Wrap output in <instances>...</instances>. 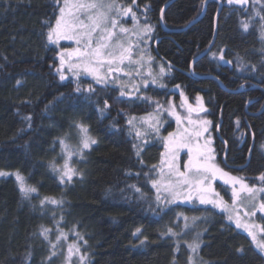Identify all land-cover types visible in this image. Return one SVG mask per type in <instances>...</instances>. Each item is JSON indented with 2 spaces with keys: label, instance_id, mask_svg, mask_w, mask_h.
<instances>
[{
  "label": "trees",
  "instance_id": "16d2710c",
  "mask_svg": "<svg viewBox=\"0 0 264 264\" xmlns=\"http://www.w3.org/2000/svg\"><path fill=\"white\" fill-rule=\"evenodd\" d=\"M118 1L147 10L151 52L168 72L164 87L134 94L123 90L126 95L120 96L121 88L77 78L68 70L69 77L61 81L58 48L46 37L64 0H0V171L8 173L0 176V264H65L62 255H51L59 232L69 239L72 232L83 237L84 264H172L174 256L177 264H188L184 241L191 242L198 232L203 264H264V254L250 237L217 209L157 202L151 180L165 151L163 138L174 123L146 143L128 124L135 116L178 108L180 96L173 89L179 87L191 105L201 98L216 164L248 181L264 173V91L250 90L264 89V0L243 5L211 0L203 19L185 31L207 0H176L163 13L172 33L160 24L162 10L172 0ZM215 34L212 50L193 71L216 77L225 90L216 80L187 75ZM74 121L85 124L97 143L84 150L83 159L72 158L71 167L81 175L62 184L50 164L62 162L59 138L69 134L68 144L79 143ZM16 173L36 188L29 198L20 193ZM215 186L230 202L229 188ZM45 197L60 203L42 206ZM184 217L197 218L191 233L161 235L169 227L180 233ZM44 228L50 229L48 240L41 235Z\"/></svg>",
  "mask_w": 264,
  "mask_h": 264
},
{
  "label": "snow or ice",
  "instance_id": "6c2138e0",
  "mask_svg": "<svg viewBox=\"0 0 264 264\" xmlns=\"http://www.w3.org/2000/svg\"><path fill=\"white\" fill-rule=\"evenodd\" d=\"M229 4H246L248 0H228ZM163 11V10H162ZM132 14L135 21V14L130 7L124 8L118 3V0H64L63 7L60 8V14L55 20V26L50 27L47 33V42L49 44H59L61 40L73 41L76 45L75 48H63L59 53L60 65L56 69L59 74L60 80L67 79L64 74V67L67 65L68 70L73 73L77 78L79 71L83 70L84 73L93 77L97 84L108 83V78L113 73H120L125 76H131L133 72L140 75V68L143 67V55L136 56L134 48H138L139 44L132 41L128 33L130 29L121 25L120 18ZM264 20V16L261 17ZM138 31L133 33L137 36V40H142L144 36L151 32L150 25L134 24ZM245 31L249 28L247 23L243 24ZM261 40H264V25H261ZM215 55V54H213ZM134 56L136 58H134ZM151 59V57H149ZM223 59V57H221ZM133 65L136 67L133 68ZM161 68V72H163ZM151 75V72H149ZM115 79V78H114ZM120 96L126 95L123 87L128 85L124 82ZM147 86V82H145ZM161 87H164L161 84ZM79 92L81 89L77 85L76 89ZM89 92L95 91L89 87ZM183 95V94H182ZM197 105L193 107L187 103L184 98V104L187 106V115L180 116L176 114L174 107L169 111L170 115L175 116L178 125V131L169 133L164 137L165 151L162 153L160 167L158 169L159 178L152 179V187L157 190L156 200L161 201L159 193L163 191L167 194L165 200L168 204L181 202H191L198 200L201 205H212L213 208H218L221 212L227 214V219L235 223L237 228H242L247 232L251 238L252 243L256 248L264 254V226L256 225L250 222H244L241 218V210L243 209L244 216H255L257 210L264 213V197L260 194L264 193V173L260 174L257 179L261 182L259 187L250 186L243 177L233 176L229 172L224 171L217 166L215 161L214 150L209 146L210 140H206L204 144H200L199 140L203 133L207 131L206 125L210 123L206 120L193 118V113L198 114L206 111L201 98L197 96ZM108 108L107 101L104 103V109ZM104 109H101L103 113ZM159 113H149L146 117H141V122L147 125V128L159 132L156 126L159 123L157 119ZM31 120V117H27ZM136 117L128 120L129 125H133ZM187 121V126H183L184 121ZM30 126V125H29ZM74 130L79 139V146L73 151L69 148L67 143L68 135L59 138V143L64 151L66 157L62 167H57L55 162L50 164L53 172L59 174L60 183L71 181L74 175H81L76 170L69 166V161L73 155H79L81 159L84 158V150L90 149L97 141L93 138L88 127L79 121L73 122ZM136 137H144L147 131L137 129L135 131ZM147 140H145V143ZM136 147V145H133ZM187 149L188 159L183 165V170L178 163L179 154L182 150ZM139 156V151H137ZM154 168L156 166H153ZM8 175L0 171V176ZM16 179L19 183L20 193L24 198H29L32 193L37 190L35 187L26 184L24 178L16 173ZM217 179L223 181L231 189V204L227 203L220 193L213 188V182ZM139 191V189H137ZM44 203L58 204L53 198L45 197L41 201ZM251 211H248V207ZM188 217H184V229H188L191 225L188 224ZM193 224L197 218H192ZM50 229H42L41 235L45 240H48V232ZM137 233L140 229L136 230ZM161 235L176 237L183 235V232L177 233L171 227ZM67 240V236L61 233L57 236L56 243L51 244L52 249H56L60 240ZM79 239H83L82 236ZM143 243V241H141ZM190 253L188 256V264H197L196 255L200 248V233H196L191 242L184 241ZM179 251V242H176L174 252ZM243 251V249H238ZM51 255H56L53 251ZM78 255L80 264H84L87 257L80 252L78 242L68 245L67 256L65 257L66 264H71L72 256ZM51 259V256L49 257ZM172 264H177L175 256L173 257Z\"/></svg>",
  "mask_w": 264,
  "mask_h": 264
},
{
  "label": "rangeland",
  "instance_id": "374dc122",
  "mask_svg": "<svg viewBox=\"0 0 264 264\" xmlns=\"http://www.w3.org/2000/svg\"><path fill=\"white\" fill-rule=\"evenodd\" d=\"M70 2H71V0H70ZM118 3L120 5H122L124 8H128V7H125L121 2L118 1ZM63 5H64V2H63V4H62L61 7H63ZM130 8L132 9V12L135 14V17H136L135 21L132 18V14H129L127 16H122L120 18V22H121V25L122 26H124V27H126V28H128V29L131 30L128 33V36H130L131 40L139 44V47L138 48H134V52H135L136 56L143 55V58L144 59L141 62L142 65H143V67L140 68V75H136L135 72H133L131 76H125V75L120 74V73H113L112 76H110L108 78V83L106 85H112V86H115V87H118V88H121L122 89V84L120 82H124L128 86L127 87H123V90H125L126 92H128L130 94H132V93L134 94V93H136V91L138 89L146 88V87H149V86H154V87L161 88V84L164 85V83H163V77L168 72L165 69V64L162 61H160L156 56H154L152 54V52H151V38H152L151 35H152V32H153V29H152V26L147 22V17H146L147 10L146 9H143V8H139L137 6V3H135L133 6H130ZM59 14H60V10H59ZM59 14H58V16H59ZM134 24H138L141 27L143 25L147 24V25H150L151 26V29L152 30H151V32L149 34H147L146 36H144L142 40H137V36L134 35L133 33H135L136 31H138V28L137 27H134ZM54 26H55V23H54L53 27ZM55 45L57 46L59 53H60V51L63 48H67V47L75 48L76 47V45H75V43L73 41H67V40H61L59 42V44H55ZM58 56H59V54H58ZM149 57H151V59H149ZM134 58H136V57L134 56ZM59 64H60V61H59ZM135 67L136 66L133 65V68H135ZM161 68H163V70H164L163 72H161ZM66 70H68L67 65H65V67H64V70H63L64 71V74H65ZM78 71H79V75L80 76L87 77V78H89V79H91V80H93L95 82V80L93 79V77L90 76V75H88V74H86V73H84L83 70H78ZM149 72H151V75H149ZM65 76L66 77H69V74L66 73ZM145 82H147V86H145ZM173 91L178 92L179 93L178 95L180 96L179 107L176 108V106L174 105L176 114H178V115H180L182 117L183 116H186L187 115V106L184 104V98L187 99V97L185 96V94L183 93V91L179 87H175L173 89ZM187 103L190 104V102H189L188 99H187ZM196 105L194 104L192 106L193 107H196ZM171 110H172V108H171ZM169 111H170V109L168 110V112L166 114L164 112L163 113H160V112H152V114L159 113V115L157 117V119L159 120V123L156 125L159 128V132H155L154 130L147 128V125L141 122V119L140 118L141 117H146V116H148V114L135 116L136 117V120L133 121V125H130V128L134 132L137 129H139L141 131H145L146 130L147 131V135L144 136V137H140V138H143L144 140H146L149 137H151L152 135H159V136H161V133L166 128H170L171 123L173 122L174 123V127L167 132V135L165 136V137H167L169 133H173V132H177L178 131V125L176 123V118H175V116L170 115L169 114ZM193 118L194 119L195 118H198L200 120H206V119H204V118L201 117V112L198 114V117H197V114L196 113H193ZM206 121H208V120H206ZM183 126H187V121L186 120L184 121ZM206 127H207V131L203 133V136L200 138L199 143L200 144H204L206 140H210V145L209 146L214 150L215 161H216L217 155H216L215 149H214V139H213L212 135L210 134L209 123L206 125ZM68 145H69V148L74 151L79 146V143L77 145H70V144H68ZM74 156H78V155H73L71 157V160H72V158ZM65 159H66V157L64 155V151L62 150V162H61V164H60L59 167H62V165L65 162ZM187 159H188L187 149H184L179 154V161H178V163H179V165L181 167V170H183V165H184V163H186ZM71 160L69 161V166L70 167H71ZM215 161H214V163L216 164ZM217 166H219V165H217ZM159 167L156 168V172L154 174V179H158L159 178V172H158ZM219 167L221 169H223L224 171L229 172L231 175H233L227 169H225V168H223L221 166H219ZM233 176H236V175H233ZM15 177H16V174H15ZM240 177H243V176H240ZM243 178L245 179V181L250 186L255 185V186L259 187L261 185V182L257 179V177L254 178L253 180H250V181L246 180L245 177H243ZM65 179H67V178H65ZM217 183H221L223 185H225V184L220 179H217V180H215L213 182V185H212L213 188L217 192H219L216 189V186H215ZM225 186H227L229 188L230 194H231L230 187L228 185H225ZM156 192H157V190H156ZM159 195L161 196V201H159V204L160 205H182V206H187V207H205V206H211L212 207V205H201L199 203V201L198 200H195V199L192 200L191 202H186V201L181 202V201H177L175 203L168 204L166 202V200H165V197L167 196V194L164 193L163 191H161L159 193ZM220 196L223 197L221 195V193H220ZM260 196L264 197V193L260 194ZM226 202L229 203V204H231V201L230 202L226 201ZM215 209H217L218 211H220L218 208H215ZM247 210L248 211H251L252 209L249 206ZM243 212H244V210L242 209L240 215H241V218H242V220L244 222H250V223H253V224H256V225H262V226H264V213H261L260 211L257 210L255 216L248 217V216H244ZM221 213H223V212H221ZM223 214L226 216V219H227V214L226 213H223ZM227 221L231 225H233L237 230H239L240 232H243V233L247 234V232H245L242 228H237L234 222L229 221L228 219H227ZM184 223H185V220L183 221L182 226H181V229H182L181 232H183V235H178L179 237L184 236L187 232H190L191 229L193 228V220H191V221L188 220V224L191 225V227L188 228V229H186V230L184 229ZM60 234H61V232H59L57 236H59ZM63 234L66 235L65 233H63ZM195 235H194V237H195ZM66 236H67V240L65 241V240L61 239L60 240V243L57 245L56 249H54V251L57 254L63 256V259L64 260H65V257L67 256V248H68V245L69 244H72L74 242H78V244L80 246V252H81V242H82V240L79 239L80 235L78 233H76V232H72L70 234V236L73 237L72 239H69V235H66ZM56 239H57V237L55 238V242L54 243H56ZM196 261H197V264H203L200 261L199 252L196 255ZM65 264H66V261H65ZM71 264H80L79 259H78V255H73L72 256Z\"/></svg>",
  "mask_w": 264,
  "mask_h": 264
},
{
  "label": "water",
  "instance_id": "95a60500",
  "mask_svg": "<svg viewBox=\"0 0 264 264\" xmlns=\"http://www.w3.org/2000/svg\"><path fill=\"white\" fill-rule=\"evenodd\" d=\"M175 1H176V0H172V1L168 2V3L164 6L163 11H162L161 16H160V24H161V27H162V29H163V31H164L165 33H172L173 30H169V29L165 26V24H164V22H163V13H164L165 9H166L167 7H169V6H170L172 3H174ZM210 1H211V0H207V1L204 3V8H203L202 14H201L197 19H195L194 21H192V22H191L186 28H184V29L181 30V31H185V30H187L188 28H190L191 26H193L194 24L198 23L199 21H201V20L203 19L204 15H205V13H206V10H207V4H208ZM218 1H219V0H218ZM219 3H220V7H219L218 13H217V15H216V24H217V18H218L219 14H220V12H221V10H222V4H221V2H219ZM215 37H216V34H215V36H214V39H213L211 45H210V46H209V47H208L203 53H201L200 55H198V56L192 61V63H191V69H190V73L187 74V75H189V76L191 75V76H193V77H197L198 79H202V80H205V79L216 80V81H218V82L220 83L222 89L225 90L226 88L223 86V84H222V83H221L216 77H214V76H201V75H197V74H195L194 71H193V66H194L199 60H201L202 58H204L205 56H207V55L209 54V52L212 50V47H213L214 42H215ZM159 42H160V40L157 41L156 45H157ZM252 89H260V90L264 91V89H262V88H260V87H258V86L251 87L250 90H252ZM218 132H219V130L217 131V133H218ZM218 134H219V133H218ZM223 162L225 163V157L223 158Z\"/></svg>",
  "mask_w": 264,
  "mask_h": 264
},
{
  "label": "flooded vegetation",
  "instance_id": "af4514ba",
  "mask_svg": "<svg viewBox=\"0 0 264 264\" xmlns=\"http://www.w3.org/2000/svg\"><path fill=\"white\" fill-rule=\"evenodd\" d=\"M262 91V90H261Z\"/></svg>",
  "mask_w": 264,
  "mask_h": 264
}]
</instances>
